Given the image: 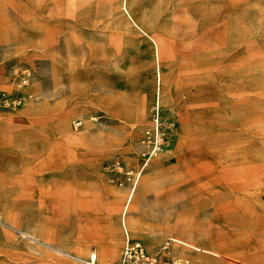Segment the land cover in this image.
Here are the masks:
<instances>
[{"label": "rangeland", "instance_id": "1", "mask_svg": "<svg viewBox=\"0 0 264 264\" xmlns=\"http://www.w3.org/2000/svg\"><path fill=\"white\" fill-rule=\"evenodd\" d=\"M21 65L35 108L0 107V264L108 263L125 229L165 260L264 264V0H16L0 87Z\"/></svg>", "mask_w": 264, "mask_h": 264}, {"label": "built area", "instance_id": "2", "mask_svg": "<svg viewBox=\"0 0 264 264\" xmlns=\"http://www.w3.org/2000/svg\"><path fill=\"white\" fill-rule=\"evenodd\" d=\"M12 84L0 88V107L16 110L33 98L34 93L30 89L31 71L26 65L16 68ZM96 262L95 254L91 258ZM190 260L182 255L174 254L169 260L162 259L158 252L148 251L143 243L129 235L125 229L122 251L110 262L104 264H189Z\"/></svg>", "mask_w": 264, "mask_h": 264}, {"label": "crops", "instance_id": "3", "mask_svg": "<svg viewBox=\"0 0 264 264\" xmlns=\"http://www.w3.org/2000/svg\"><path fill=\"white\" fill-rule=\"evenodd\" d=\"M15 3H16V0H0V24H1V17H2V15H4L5 14V10L6 9H9V8H11L12 6L14 7V5H15ZM159 76V75H158ZM160 79V78H159ZM159 84V87L161 88V84L160 83H158ZM6 86H9V84H7ZM6 86H1V87H6ZM156 86H157V84H156ZM0 87V88H1ZM31 100H29V101H27L26 103H25V105H28V102H30ZM24 105V106H25ZM28 108H32V109H34L35 108V106L33 105V104H29L28 105ZM78 121V120H77ZM66 123V122H65ZM15 126H14V124L12 125V123H11V119L9 118V117H0V130H2V133L4 134V135H7V131H10L9 129H11V128H14ZM20 130H18V132H17V141H25V142H28L29 140H35L36 138L34 137V132H32L33 134V136H29V135H27L24 131L23 132H19ZM150 162V161H149ZM149 162L147 163V164H149ZM144 168V167H143ZM142 168V169H143ZM145 170V169H144ZM144 170L143 171H140V173H144ZM139 176H140V174H139ZM139 176H138V178H137V180L139 179ZM136 180V181H137ZM137 183V182H136ZM136 183L134 184V186H132L129 190H128V194H129V197H133L134 195H135V185H136ZM119 194H121V193H119ZM115 229H117V227L115 228ZM180 243H182V244H186L187 246H191V247H193V248H195L196 250H200V251H207V252H211L212 253V251L207 247V246H205V245H201V244H198V243H194V242H192L191 240H189L188 238H186V237H184V236H182V239H181V241H180ZM102 246V245H101ZM77 255H81V256H83L82 254V252L81 251H79V252H75ZM91 254H95L96 255V257H97V253H91ZM91 254H90V257H91ZM215 254H219V252H217V253H215ZM96 262H97V258H96ZM89 263H90V258H89ZM100 264H104V263H102V262H99ZM92 264V263H91Z\"/></svg>", "mask_w": 264, "mask_h": 264}, {"label": "bare ground", "instance_id": "4", "mask_svg": "<svg viewBox=\"0 0 264 264\" xmlns=\"http://www.w3.org/2000/svg\"><path fill=\"white\" fill-rule=\"evenodd\" d=\"M155 100L157 102V105L155 106V108H157V117L154 121H153V129H154V134H157L158 135V141L156 144L153 145L152 149H151V154H153L158 148H160V138H161V118H160V106H161V100H160V95L158 93L155 94ZM175 124V123H174ZM68 127V126H67ZM149 158H147L145 161H147ZM147 164V163H146ZM126 217V216H125ZM129 217V216H128ZM0 221L1 222H4L12 227H14L13 225H11L9 222H6L1 216H0ZM17 228V227H15ZM17 230H19L22 234L26 235V236H30L33 235L34 237H36V235L32 234V233H29L27 232L26 230H23V229H20V228H17ZM47 243H49V245H53L51 244L50 242L47 241ZM109 246V245H108ZM107 247V246H106ZM91 253H94V252H90L89 253V257L90 258V263H92L93 260H91L92 258V254ZM90 254H91V257H90ZM78 256V255H77ZM81 257V256H80ZM96 257V255H95ZM97 258V257H96ZM111 258V257H110ZM93 264V263H92Z\"/></svg>", "mask_w": 264, "mask_h": 264}]
</instances>
